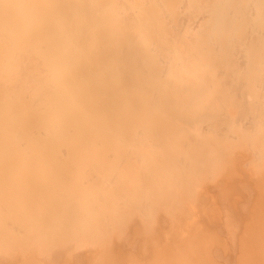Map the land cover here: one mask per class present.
Returning <instances> with one entry per match:
<instances>
[{
	"label": "bare ground",
	"instance_id": "6f19581e",
	"mask_svg": "<svg viewBox=\"0 0 264 264\" xmlns=\"http://www.w3.org/2000/svg\"><path fill=\"white\" fill-rule=\"evenodd\" d=\"M236 249L264 264V0H0V264Z\"/></svg>",
	"mask_w": 264,
	"mask_h": 264
},
{
	"label": "crops",
	"instance_id": "0c3cea01",
	"mask_svg": "<svg viewBox=\"0 0 264 264\" xmlns=\"http://www.w3.org/2000/svg\"><path fill=\"white\" fill-rule=\"evenodd\" d=\"M254 193H256V192H254ZM254 193H252V194H253V195H252L253 198H254ZM256 195H258V194H256ZM255 199H256V196H255ZM240 200H242V199H240ZM238 201H239V200H238ZM253 201H254V199L252 200V204H251L252 206H253ZM255 201H256V200H255ZM239 202H240V201H239ZM239 202L237 203V205L240 206ZM254 204H255L254 206H255L256 208L258 207L257 209H259L260 211H262V208H261V206H260V202H259V204H258V203H254ZM240 208H241V206H240ZM240 208H239V207L237 208V213H240V211H241V209H242V208H241V209H240ZM256 208L253 209V211H256V214L253 213V214H255L254 216L252 215L253 217L250 216V212H251V214H252V212H253L251 206L249 207V209H248L246 212H241V213H240V214H242V215L244 214V216L242 217L243 220H244V221H243L244 224H249V222H248L247 220L244 219V217L247 216L246 219H249L250 222H252V221L255 219L254 222H255L256 226L261 225V222H262L263 220H262V217L260 218V216H263V213H262V212H259V210H256ZM239 210H240V211H239ZM257 212H259L260 214L257 213ZM245 213H246V215H245ZM248 215H249V216H248ZM259 215H260V216H259ZM256 216H257V217H256ZM249 217H251L252 221H251V219H250ZM257 219H260V220L257 221ZM256 221L259 223V225L256 223ZM259 221H260V222H259ZM262 223H263V222H262ZM241 230H242V229H241ZM241 230H240V231H241ZM238 234H241V233H238ZM237 236H238V239L241 237V235H240V236L237 235ZM236 250H237V251H236ZM236 250H235V251L232 250L231 253H230V251H229V261H230V262L233 261V263L231 262L230 264H237V263H239V258H240V256L244 257V254L241 253V250H238V249H236ZM230 254H231L232 256H231ZM237 254L239 255L238 258H237V256H236ZM230 257H231V258H230ZM242 257H241V258H242ZM257 257H258V256H257ZM232 258H234L235 261H234ZM231 259H232V260H231ZM237 259H238V260H237ZM262 262H263V258H261V257L259 258V257H258V259H257V263H258V264H260V263L262 264Z\"/></svg>",
	"mask_w": 264,
	"mask_h": 264
}]
</instances>
